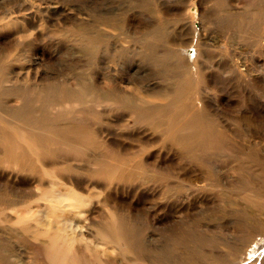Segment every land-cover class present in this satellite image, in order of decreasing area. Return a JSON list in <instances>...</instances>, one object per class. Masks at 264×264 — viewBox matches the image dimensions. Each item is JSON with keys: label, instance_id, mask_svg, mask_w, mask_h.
<instances>
[{"label": "rangeland", "instance_id": "rangeland-1", "mask_svg": "<svg viewBox=\"0 0 264 264\" xmlns=\"http://www.w3.org/2000/svg\"><path fill=\"white\" fill-rule=\"evenodd\" d=\"M259 7L264 8V0H0V66L2 61L5 64L0 81V88L5 91L0 111L11 110V104L24 100L23 96L6 93L12 86L44 87L50 83L51 99L66 87L75 92L86 83L100 89L112 86L121 90L127 95L125 105L120 104L121 99L96 102L79 95L78 99L66 98L51 105L63 109L58 117L47 107V113L52 114L47 123L67 128V122H72L89 140L103 143L112 137L119 143L129 142L126 146H132L135 161L140 166L144 164L143 172L154 171L160 178H156L159 182H146L155 181L157 192L135 205L142 238L150 247L159 249L167 244L170 253L174 241L171 236L178 234L180 230L176 232L175 228L182 226V246L187 255L198 253L196 264H233L236 260L228 253L230 248L242 251L246 257L245 251L256 237L264 243V201L255 199V193H262L264 198V138L246 122L248 114L257 118L256 122L261 117L258 113L264 112V16L256 14ZM134 83H151L157 88L166 85L167 99L179 88L178 120L187 116L186 112L196 111L206 113L215 122L211 132H203L205 138L199 140L201 147L196 155L181 150L182 154L176 156V150L169 149L171 138L164 142L153 129L158 123L153 122L152 116H142L148 123L139 120L136 108L129 105L133 103L129 96L140 94ZM153 111L151 107L149 112ZM202 126H198L199 134ZM130 132L138 135L131 138ZM164 143L167 147L161 146ZM207 144L213 148H206ZM66 147L70 157L44 158V168L50 174L25 171L29 178L27 206L37 207L36 196H32L34 188L48 187L51 177L68 173L61 169L87 171L91 167L90 150L71 153ZM160 147L165 150L159 152ZM164 151L194 170V182L165 177L164 167L153 169L158 161L165 165L168 156ZM56 160L60 162L57 164ZM172 194L194 201L195 206L189 212L175 211L181 224L169 230L168 210L163 203ZM94 196L96 201L101 197ZM103 207L100 200L91 216L103 218ZM84 221L89 230L85 215H76L73 225ZM258 225L262 227L252 232V239L242 247L241 239ZM88 237L93 238V234ZM32 256L31 253L28 260L32 261Z\"/></svg>", "mask_w": 264, "mask_h": 264}, {"label": "bare ground", "instance_id": "bare-ground-1", "mask_svg": "<svg viewBox=\"0 0 264 264\" xmlns=\"http://www.w3.org/2000/svg\"><path fill=\"white\" fill-rule=\"evenodd\" d=\"M256 14H258V17H263L264 8L259 7V13ZM1 58H3V55L0 52ZM4 66V61H2L0 81L4 78ZM199 83L201 82L199 81ZM134 85L137 86V92L140 94H136L137 97L135 98L129 96L133 99V103L129 105L136 108L139 120L144 121L141 119L142 116H152L155 119H152L153 122L157 121L156 123H158L152 126L153 129L161 134L162 141L165 142L171 138L172 143L169 149H175L176 153L174 154L176 156L182 154L181 150H185L188 155H196L197 150H200L201 147L199 140L205 138L202 135L203 132L205 130L208 132L215 122L210 120L211 118L206 116V113L196 111H188L186 112L187 116L184 115L185 117L178 120L177 112L181 104L176 97L181 95V91L177 88V85V89H173L174 91L170 95L172 98L170 99H167L169 91L165 87L166 85H158V88L157 85L151 83H140L139 85L134 83ZM81 86L75 92L72 90L67 91L69 87H66L67 89H62L59 93H56V97L53 99L49 98L53 94L50 83L44 87L24 88V86H12L10 87L12 90L6 91L9 94L23 96L24 100H21V104H11V107H13L11 110L0 111V264H196L198 253L192 252L188 255L185 253V246H182L184 242L183 228L178 226L181 222L177 220L175 215V211L181 209L187 212L191 211L195 206L194 201H186V198H180L182 195L179 194H172L173 197L169 196L164 200L163 206L168 210L167 216L170 220L169 230L173 229L172 226L174 228L178 226L179 228H175V231L180 230V232L174 235L171 234L174 241L173 244L171 243L173 249L170 253L167 244L160 245L159 249L150 247L142 238V229L139 226L138 212L135 205L148 194L157 192L155 181H158L156 178H160L153 174L154 171L146 174L143 172L145 169L141 166H144V164L140 166L138 161H135L134 155H132V146H126V143L129 142L123 144L122 141L123 143H119L116 142L117 139L115 140L112 137H108V141L103 143L89 140V137L84 138V135L80 134L79 128L74 126L72 122L66 121L68 123L67 128L63 127L62 124H58V126L50 122L47 123L46 119L50 115L53 114L58 117L63 114V109H55L51 105L62 102L66 98L78 99L80 98L79 95H87V98L96 102L103 99L107 100V98L113 100L116 98L121 99L120 104L122 105H125L128 100L124 92L112 86L102 89L96 84L90 86L86 83L83 88ZM3 92L5 91L0 88V104ZM152 100H157V102L152 103ZM149 106L150 108L153 107V113L149 112ZM47 107H49L52 114L47 113ZM258 114L261 115L260 121L255 122L257 118L252 114H248L246 122L254 132L261 134L264 138V112ZM176 115L177 119L175 120ZM203 123L206 126H202ZM199 125L203 127L200 134L198 133ZM85 134L87 135V133ZM136 135L130 132L129 137L134 138L133 136ZM80 139L85 140L81 141ZM108 145H111V147H108ZM66 146H69V152L71 153H75L76 150L79 153L78 149L85 152L90 150L92 152L91 167L87 171L86 169L85 171H75L76 169L64 168L61 169L62 172L68 171L65 175L53 177H51L52 174L49 175L52 180L50 179L48 187L41 188L37 186L33 189L32 196H36L37 207L27 206L25 204L27 201L26 195L29 194H26V185L29 178L24 175L25 171L44 172L42 174L46 173L48 175V168H44V158L53 155H59L60 158L67 155L70 157L71 154L65 151ZM161 146L167 147L165 143ZM206 148L212 149L213 145L207 144ZM162 149L159 152H163ZM122 154L125 157L121 156ZM165 154L170 157L164 160L165 165L158 161L153 169L155 167V170H157L158 166L164 167L165 177L174 176L179 181L194 182L195 175L192 168L183 165L186 163L182 164L181 161L180 163L168 151ZM156 155L158 156V154ZM56 161L54 162L58 164L61 160ZM38 164H41L42 169L38 167ZM136 171H139V173L136 174ZM249 173L251 175V172ZM149 180L155 181H153V184H147L146 182ZM246 185L247 188H253V186H248L249 184ZM94 194L101 196L99 200H95ZM255 194L258 197H255V199L262 203L264 201L262 193ZM246 196L249 197L250 195ZM188 198L190 199V197ZM100 200L106 209V214L101 219L93 218L91 216L92 212H94L97 202H100ZM101 210H103L102 207ZM78 214L85 215L89 223V230L85 228V221V224L77 222L76 226L73 225V219ZM260 227L262 226L258 225L249 230L246 238L241 239L242 247L248 245L252 239V232ZM89 234H93V238L88 237ZM155 245L158 246L159 243ZM31 253L34 254L32 261L28 260ZM228 253L233 260L243 259L237 262L232 261L233 264H264V243L257 237L252 241L251 247L245 251L246 257L242 254V251L239 252V250L233 248H230Z\"/></svg>", "mask_w": 264, "mask_h": 264}]
</instances>
